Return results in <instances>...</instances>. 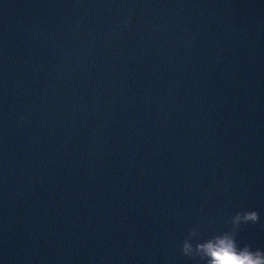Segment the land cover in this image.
Masks as SVG:
<instances>
[{
  "label": "water",
  "instance_id": "water-1",
  "mask_svg": "<svg viewBox=\"0 0 264 264\" xmlns=\"http://www.w3.org/2000/svg\"><path fill=\"white\" fill-rule=\"evenodd\" d=\"M197 244L264 252V0H0V264Z\"/></svg>",
  "mask_w": 264,
  "mask_h": 264
},
{
  "label": "clouds",
  "instance_id": "clouds-1",
  "mask_svg": "<svg viewBox=\"0 0 264 264\" xmlns=\"http://www.w3.org/2000/svg\"><path fill=\"white\" fill-rule=\"evenodd\" d=\"M246 216L250 217L252 219V222H256V213H249L246 214ZM238 222H241V220L239 219V215L237 214V216L232 219V223L235 225ZM243 222H248V220L245 219L243 220ZM194 234V232L191 233V235ZM192 251L193 249L191 244L188 242V240H185L182 247V252L185 255H190ZM196 251L201 254V258L205 259L207 264L209 258L201 251L199 244H197L196 246ZM213 257L215 260V264H264V252L262 251H257L256 253H252L250 250L247 252L224 251L219 254L213 253Z\"/></svg>",
  "mask_w": 264,
  "mask_h": 264
},
{
  "label": "snow or ice",
  "instance_id": "snow-or-ice-1",
  "mask_svg": "<svg viewBox=\"0 0 264 264\" xmlns=\"http://www.w3.org/2000/svg\"><path fill=\"white\" fill-rule=\"evenodd\" d=\"M251 211V210H250Z\"/></svg>",
  "mask_w": 264,
  "mask_h": 264
}]
</instances>
